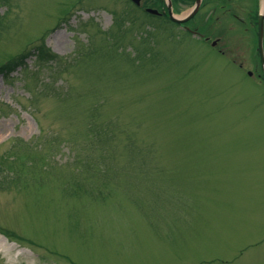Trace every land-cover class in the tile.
I'll return each mask as SVG.
<instances>
[{
  "label": "rangeland",
  "instance_id": "1",
  "mask_svg": "<svg viewBox=\"0 0 264 264\" xmlns=\"http://www.w3.org/2000/svg\"><path fill=\"white\" fill-rule=\"evenodd\" d=\"M3 13L0 264H264V91L207 94L203 42L128 0Z\"/></svg>",
  "mask_w": 264,
  "mask_h": 264
},
{
  "label": "flooded vegetation",
  "instance_id": "2",
  "mask_svg": "<svg viewBox=\"0 0 264 264\" xmlns=\"http://www.w3.org/2000/svg\"><path fill=\"white\" fill-rule=\"evenodd\" d=\"M130 3L152 22H189L184 25L185 31L200 34L203 87L207 94L210 91L222 94L229 87L243 91L250 87L259 105L262 104L264 0H138ZM195 8L196 13L188 18ZM224 72L226 75L222 76L220 73Z\"/></svg>",
  "mask_w": 264,
  "mask_h": 264
},
{
  "label": "trees",
  "instance_id": "3",
  "mask_svg": "<svg viewBox=\"0 0 264 264\" xmlns=\"http://www.w3.org/2000/svg\"><path fill=\"white\" fill-rule=\"evenodd\" d=\"M3 3H5V0H2ZM6 16L5 13H3V15H0V25L2 26V21L4 19V17ZM0 26V27H1ZM40 51V50H39ZM41 52V51H40ZM46 50H44V54H45ZM46 55H50L51 57H54L50 52H46ZM26 57H21L18 60L11 62L9 65L4 66L3 68L0 69V73H3L4 71L6 72H14L15 70H17L19 67L24 65Z\"/></svg>",
  "mask_w": 264,
  "mask_h": 264
},
{
  "label": "water",
  "instance_id": "4",
  "mask_svg": "<svg viewBox=\"0 0 264 264\" xmlns=\"http://www.w3.org/2000/svg\"><path fill=\"white\" fill-rule=\"evenodd\" d=\"M134 1H136V0H134ZM176 23L183 24V23H186V22H176Z\"/></svg>",
  "mask_w": 264,
  "mask_h": 264
}]
</instances>
